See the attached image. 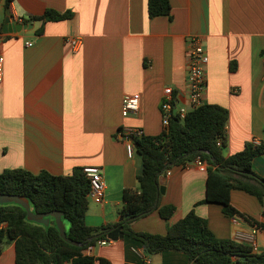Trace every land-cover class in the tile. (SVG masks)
I'll return each instance as SVG.
<instances>
[{"label":"crops","instance_id":"crops-1","mask_svg":"<svg viewBox=\"0 0 264 264\" xmlns=\"http://www.w3.org/2000/svg\"><path fill=\"white\" fill-rule=\"evenodd\" d=\"M171 16L150 18L148 0H14L12 18L34 23L48 10L72 13L69 20L42 21L35 33L5 34L0 0V174L71 175L76 168L99 167L107 185L105 201L89 199L86 224L116 227L122 217L123 192L139 190L142 159L128 158L119 133L141 129L146 136L164 132V90H174L177 107L187 105L188 46L200 37L209 56L206 104L229 112L226 157L247 143L264 144V0H170ZM69 38L83 43L74 51ZM30 42L31 45L27 46ZM138 94V113L124 116L123 99ZM264 178V154L253 161ZM166 179L161 206L173 205L169 222L157 211L134 221L136 232L166 235L194 211L220 240L250 232L251 223L229 217L220 205L200 204L206 197L207 172L174 167ZM232 205L263 227L257 241L264 251V203L241 191ZM87 255L110 264H195L179 252L144 258L142 243L125 236L96 245ZM0 264H16L15 244H6Z\"/></svg>","mask_w":264,"mask_h":264},{"label":"trees","instance_id":"trees-1","mask_svg":"<svg viewBox=\"0 0 264 264\" xmlns=\"http://www.w3.org/2000/svg\"><path fill=\"white\" fill-rule=\"evenodd\" d=\"M13 1L4 0L6 10L11 8ZM171 12L170 0H148L150 18L171 16ZM71 17V12L61 14L48 10L35 20L60 22ZM228 121L226 108L205 104L190 111L185 119L173 117L169 127L159 136L134 139L135 151L142 159V173L138 177L140 189L123 192L121 215L125 220L117 226L124 227L125 236L143 244L144 258L179 252L195 264H264V253L254 254L243 242L218 239L207 221L194 211L169 226L166 235L136 232L131 227L134 221L155 211L161 219L170 221L176 207L161 206L159 179L168 170L187 167L199 157L208 166L206 197L199 205H220L227 216H239L253 226L263 227L232 205L231 194L241 191L264 203V178L256 175L252 167L254 159L264 154V144L247 143L244 150L226 157ZM90 191V181L83 168H76L66 176L25 170H7L0 174L1 194L25 197L35 214L62 213L69 240L65 241L60 235L54 218H48L50 225L46 227L29 222L27 212L20 205H0V257L4 246L14 243L16 264H110L86 254L99 241H109L106 233L114 228L111 225L87 226ZM91 238L94 239L89 242Z\"/></svg>","mask_w":264,"mask_h":264},{"label":"built area","instance_id":"built-area-1","mask_svg":"<svg viewBox=\"0 0 264 264\" xmlns=\"http://www.w3.org/2000/svg\"><path fill=\"white\" fill-rule=\"evenodd\" d=\"M12 21L17 23L20 20L12 18ZM68 43L74 51H77L82 46L83 41L80 38H69ZM30 45L31 43L28 42L27 46ZM187 55V105L178 108L174 90L171 87L164 90V96L161 104L164 130L169 127L170 121L173 117L185 119L186 115L190 111L196 110L206 104L204 95L207 87L206 69L209 63V56L202 38L193 37L190 39ZM4 60L3 55L0 54V85L3 83L4 78ZM139 107L140 96L138 94L126 95L124 97L122 104V112L124 116L138 113ZM119 136L125 144L128 158L132 159L135 154L133 141L136 138H142L145 136L144 131L141 129H130L120 132ZM254 143L256 145L258 144V142ZM191 165L198 167L201 172H207V163L200 157L197 158ZM83 172L89 179L91 185V191L88 195V199H91L95 204H103L107 190L103 170L99 167H84ZM259 232L260 229L258 227H253L250 232H236L234 240L247 244L252 249L254 254H262L264 251L260 249L257 241ZM110 242L111 241H99L96 245H106ZM93 247H90L89 249H92Z\"/></svg>","mask_w":264,"mask_h":264},{"label":"water","instance_id":"water-1","mask_svg":"<svg viewBox=\"0 0 264 264\" xmlns=\"http://www.w3.org/2000/svg\"><path fill=\"white\" fill-rule=\"evenodd\" d=\"M41 23H42L41 20H37L34 23H23V24L13 22L12 12L10 9H7L3 32L5 34H8V33L20 34L22 32L32 34L37 31ZM165 185H166V179L162 176L159 179V186H160L159 197L160 195L164 194ZM5 204H17V205L22 206L27 212L28 221L38 224V225H44L47 227L50 225V220L48 218L49 217L54 218L56 221L57 227L60 231V235L63 237L65 241L67 242L69 241L67 237V233H66V227L62 221V217H63L62 213L51 212L47 214H35L31 211L29 201L25 197L0 193V205H5ZM157 205H158V202H157ZM124 220H125V217L122 216L120 219V222H123ZM123 229H124L123 226H117V227L112 228L106 233L107 239L111 242H117L123 239L125 237V233ZM93 239L94 238L89 239V242H92ZM76 245L81 246L80 244H76Z\"/></svg>","mask_w":264,"mask_h":264}]
</instances>
